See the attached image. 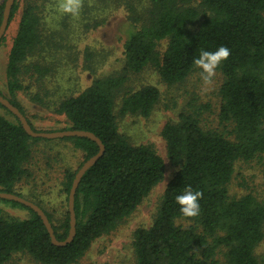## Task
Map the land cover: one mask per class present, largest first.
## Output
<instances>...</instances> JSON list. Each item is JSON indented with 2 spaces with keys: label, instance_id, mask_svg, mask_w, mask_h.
Here are the masks:
<instances>
[{
  "label": "trees",
  "instance_id": "16d2710c",
  "mask_svg": "<svg viewBox=\"0 0 264 264\" xmlns=\"http://www.w3.org/2000/svg\"><path fill=\"white\" fill-rule=\"evenodd\" d=\"M40 1L24 0L6 67L10 97L0 92L25 116L17 93L28 88V78L50 70L29 60L43 44ZM5 4L6 0L0 1V24ZM19 7L16 0L9 23ZM130 9L132 24L123 40L122 71L94 79L78 95L63 97L56 111L67 118L68 125L43 130L89 131L105 147L77 188L74 238L64 245L54 244L33 209L0 199L31 213L24 219L5 217L0 207V264L19 252L41 264H75L95 240L130 216L163 181L166 165L151 145H133L120 132L116 101L121 97L120 116L148 117L160 91L149 85L124 92L131 75L154 66L164 83L175 85L200 64H214L222 72L217 117L223 130L202 124L206 106L182 112L177 121L165 125L167 157L176 171L152 224L134 232L135 264H220L219 253L224 257L222 264H264L256 256L264 239V202L251 193L232 197L229 192L236 163L264 154V0H148L142 12ZM0 108L12 114L1 102ZM12 115L15 120L0 113V191L23 196L18 184L28 174L32 142L49 139L30 136ZM28 121L35 131H42ZM56 139L72 142L83 153L79 167L64 174L66 211L56 218L32 201L43 208L56 238L63 241L70 232L68 197L75 175L98 153L99 145L87 137Z\"/></svg>",
  "mask_w": 264,
  "mask_h": 264
},
{
  "label": "rangeland",
  "instance_id": "374dc122",
  "mask_svg": "<svg viewBox=\"0 0 264 264\" xmlns=\"http://www.w3.org/2000/svg\"><path fill=\"white\" fill-rule=\"evenodd\" d=\"M18 2L20 7L0 41V92L7 97L10 95L6 86V67L24 0ZM147 3L148 0L40 1L43 44L29 60L50 70L44 75L36 73L28 78L25 83L28 88L16 95L37 130L66 127L67 118L56 111L59 101L65 96L78 95L96 78L122 71L123 40L132 24L130 6L140 13ZM165 47L166 42L161 49ZM222 81V72L214 64L198 65L183 82L175 85L164 83L154 66L131 75L124 92L151 85L159 89L160 99L148 117L120 116L119 97L115 108L119 130L133 145H151L157 151L165 161V177L130 216L113 231L95 240L75 264H135L134 232L152 224L166 186L176 171L168 160L162 131L168 122L177 121L180 113L198 111L200 106L208 108L201 115L202 124L206 128L223 130L217 117ZM0 113L15 120L4 108H0ZM82 161V151L70 141L49 139L32 142V157L26 164L28 174L19 182V192L59 218L66 211V196L62 190L65 171L76 170ZM229 192L232 197L251 193L264 202V154L252 161L239 160L236 163ZM0 207L5 217L24 219L31 215L25 207L3 202H0ZM178 223L188 225L190 222L178 220ZM256 256L264 262V239L256 249ZM218 260L220 264L224 262L222 253H219ZM6 264L41 263L19 252Z\"/></svg>",
  "mask_w": 264,
  "mask_h": 264
},
{
  "label": "water",
  "instance_id": "95a60500",
  "mask_svg": "<svg viewBox=\"0 0 264 264\" xmlns=\"http://www.w3.org/2000/svg\"><path fill=\"white\" fill-rule=\"evenodd\" d=\"M15 1L16 0H7L6 1L5 9H4V13H3V18H2V21L0 24V40L4 36V34L7 30V27L9 24L10 12H11L12 6L15 3ZM0 102L2 105H4L10 112H12V114H14L20 120L24 129L26 130V132L30 136L47 138V139H56V138H64V137H71V136L87 137V138L95 140L99 145L98 153L96 155L92 156L87 161H85L83 163V165L78 169V171L75 175V178H74V181H73L70 193H69V197H68V207H69V212H70V232H69L68 237L63 241H60L56 238L54 229L52 227V224H51L47 214L45 213L43 208H41L38 204H36L35 202H33V201L23 197V196H20L18 194L0 191V198L16 201V202L24 204L27 207L33 209L43 220L45 226L47 227V229L50 233L52 242L56 245H64L67 242L72 241V239L74 238L75 233H76V218H75V210H74V199H75V194H76L77 188H78L80 181H81L83 175L85 174V172L91 166H93L98 161V159L103 155V153L105 151V147H104L103 143L101 142V140L98 137H96L94 133L89 132V131L77 130V129H75V130L74 129L61 130V131H53V132L35 131L32 128L31 124L29 123L27 117L21 112V110L17 106H15L13 103H11L1 93H0Z\"/></svg>",
  "mask_w": 264,
  "mask_h": 264
}]
</instances>
